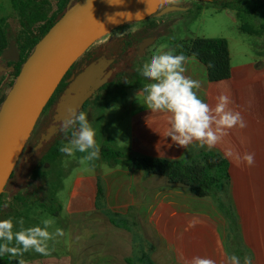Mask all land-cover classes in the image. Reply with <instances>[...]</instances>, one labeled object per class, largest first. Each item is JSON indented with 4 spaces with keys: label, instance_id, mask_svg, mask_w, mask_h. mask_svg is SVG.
<instances>
[{
    "label": "crops",
    "instance_id": "crops-1",
    "mask_svg": "<svg viewBox=\"0 0 264 264\" xmlns=\"http://www.w3.org/2000/svg\"><path fill=\"white\" fill-rule=\"evenodd\" d=\"M230 60L231 76L222 82H209L206 68L192 58L186 59L184 74L200 82L195 91L213 107L217 96L228 94L230 107L247 121L245 129H232L211 149L197 143L180 147L165 135L168 114L152 113L144 98L131 102L139 107V121L134 124L138 141L130 145L134 158L170 161L191 162L201 152H218L229 162V183L199 198L123 161L111 163L93 196L79 201L86 207L72 208L71 198L61 254L48 264H188L195 256L226 264L232 255L240 264L249 255L254 264H264V56L235 64L230 53ZM144 87L131 90L145 97ZM229 149L241 156L254 153L255 164L248 167L229 157Z\"/></svg>",
    "mask_w": 264,
    "mask_h": 264
},
{
    "label": "rangeland",
    "instance_id": "rangeland-1",
    "mask_svg": "<svg viewBox=\"0 0 264 264\" xmlns=\"http://www.w3.org/2000/svg\"><path fill=\"white\" fill-rule=\"evenodd\" d=\"M246 2L250 1L246 0ZM220 6L218 1H181L173 5L174 9L167 12L162 11L160 14L155 12L141 22L127 23L100 40L102 46L106 47L123 35L131 34L132 36L127 37L126 43H122L124 40L122 39L114 47L115 50L120 48L123 51L130 50L125 67L122 69L119 67L109 78V86L98 91L86 104L85 113L96 133L95 140L99 147V158L88 161L83 159L86 154L78 151H74L71 155L63 153L62 166L49 168L51 169L49 180H33V170L55 140L58 139L65 145L71 138L70 134L66 135L62 130L59 133L57 131L44 148L29 156L34 144L45 133L47 122L52 120L54 108L48 109L41 118L38 129L19 161V166L10 182L11 189L17 190V186L26 184L33 186V190L38 189L43 191L44 195L46 194V197L42 196L37 201V204L46 209L25 211L28 213L22 219L24 228L37 225L43 227V221L49 220L51 221L48 227L50 234L55 233L57 228L62 229L64 233V221L71 198L74 196L76 201L72 202V208L78 205L86 207V204H81L79 201L93 196L97 179L111 166V162L105 160L101 151L113 150L124 157L134 158L130 145L132 141H138L134 124L139 121L137 109L139 107H132L131 102H139L145 97L135 95L132 90L152 83L141 75V69L154 55L165 52L180 54L191 42L198 39H224L228 42L235 64L250 63L255 58L264 56V31L263 35L256 33L264 27V16L260 14L256 18H244V22L238 17L236 11L221 9ZM13 14L10 0H0V19L11 18ZM12 21L15 27L16 22ZM243 25H247L257 35L245 34L241 29ZM135 42H138L136 46L143 42L139 51L131 48ZM7 67V62L4 59L0 60V79L4 76ZM3 92L7 93V88ZM108 93L111 94L108 96ZM58 180L56 187L51 186L48 191L46 190L47 185L56 183ZM100 186L103 187V184L100 183ZM19 194L27 195L25 191ZM29 198L35 201L33 196ZM3 219L2 214L1 220ZM19 220H14V222ZM19 229L20 225L17 223L14 231ZM62 242L64 243V234L48 241V248L52 250L50 255L44 256L34 250H29L17 257L5 254L4 257L0 256V264H18L21 259L24 264H48L49 259L61 254L60 244Z\"/></svg>",
    "mask_w": 264,
    "mask_h": 264
},
{
    "label": "trees",
    "instance_id": "trees-1",
    "mask_svg": "<svg viewBox=\"0 0 264 264\" xmlns=\"http://www.w3.org/2000/svg\"><path fill=\"white\" fill-rule=\"evenodd\" d=\"M71 1L75 4L79 0H10L13 16L0 19V60L4 59L8 65L4 76L0 79V108L13 87L23 64L34 52L36 45L66 13L67 6ZM212 1H218L221 9L236 11L238 17L244 22V18H256L260 14L264 16V0H249V3L246 0ZM12 20L16 22L15 27H13ZM241 29L245 34L250 35H263L264 31L263 27L262 31H257L255 34V31H252L247 25H243ZM10 49L17 51L19 61L13 62L3 57ZM181 53L186 58L198 61L206 68L209 82H222L231 76L229 45L224 39H198L191 42ZM108 86L109 82L103 88ZM62 87L63 84L55 92L51 102L56 101ZM5 88H7V93L3 92ZM109 94L111 93L107 95L109 96ZM86 111L85 107L83 112ZM65 134L69 135L70 133ZM63 145L58 139L55 140L33 170V180L47 181L51 177L49 168L62 166L63 152L60 151V148ZM101 154L105 160L111 163L123 161L137 170L164 178L169 184L185 186L199 198L216 194L230 181L229 162L218 152H201L191 162L150 157L130 158L113 150H103ZM18 166L19 163H17L4 193L0 196V220L2 214L4 219L19 220L20 218L24 219V216L33 209H46L37 204L39 198L46 197L43 191L33 190V186L26 184L17 186V190L10 188V182L13 180ZM58 182L59 180L56 183H50L46 186V190L48 191L51 186L56 187ZM14 191L16 192L14 193ZM21 191H25L27 195L19 194ZM30 196H33L35 201L33 198H29ZM98 196L100 199L103 198L102 188H99ZM5 203H7V207H4Z\"/></svg>",
    "mask_w": 264,
    "mask_h": 264
},
{
    "label": "water",
    "instance_id": "water-1",
    "mask_svg": "<svg viewBox=\"0 0 264 264\" xmlns=\"http://www.w3.org/2000/svg\"><path fill=\"white\" fill-rule=\"evenodd\" d=\"M200 1V0H179ZM162 6L159 0H79L71 1L66 13L36 45L0 108V196L4 193L31 134L58 86L71 67L96 42L117 28L151 17ZM19 61L15 49L3 56ZM106 68L99 63L87 69L62 99L57 119L63 121L68 110L82 107L84 100L104 82L88 91ZM82 93L74 97L72 93ZM56 128L42 137L36 149L51 139Z\"/></svg>",
    "mask_w": 264,
    "mask_h": 264
},
{
    "label": "clouds",
    "instance_id": "clouds-1",
    "mask_svg": "<svg viewBox=\"0 0 264 264\" xmlns=\"http://www.w3.org/2000/svg\"><path fill=\"white\" fill-rule=\"evenodd\" d=\"M161 5H176L179 0H159ZM185 55L171 54L169 52L154 55L141 69V75L152 83L143 88L145 95L144 104L152 113L168 114V129L166 137L180 147L187 148L193 143L209 149L220 144L234 128L243 130L247 127V121L240 111L230 107L233 103L228 94L221 93L216 97V104L204 102L197 94L200 82L186 76L184 64ZM61 130L70 132V140L60 148V151L71 155L74 151L86 154L83 159L93 161L99 158V147L95 140V130L89 123L87 114L77 111L75 108L68 110ZM229 157L235 155L240 163L251 167L255 164V154L245 153L242 156L227 150ZM4 207H7L5 203ZM20 225L15 230L16 224ZM23 220L14 222L12 218L0 220V256L10 254L12 257L22 256L29 250L44 256L51 254L48 241L55 237L63 236V230L57 228L50 234L49 220L43 221V227L37 225L23 227ZM14 245V246H13ZM18 264H24L19 260ZM188 264H216L209 257L195 256ZM226 264H240V259L232 255L228 257ZM244 264H254L252 256L244 258Z\"/></svg>",
    "mask_w": 264,
    "mask_h": 264
},
{
    "label": "flooded vegetation",
    "instance_id": "flooded-vegetation-1",
    "mask_svg": "<svg viewBox=\"0 0 264 264\" xmlns=\"http://www.w3.org/2000/svg\"><path fill=\"white\" fill-rule=\"evenodd\" d=\"M206 1H212V0H206ZM170 9H174L173 5H162L156 11V14H160L162 11L167 12ZM128 36L132 37L131 34L123 35L119 40H114V42L112 44H109L106 47L102 46L100 41L96 42L71 67V69L67 72V74L63 78L62 82L60 83V85L63 84V87L61 88L60 93L56 97V101L51 102V100H50L49 103L47 104V106L45 107L43 113L41 114L40 119L38 120L32 134H31V137H30L29 141L27 142V144L24 148V151H23L19 161H21L24 153L26 152V150H27V148H28V146H29V144H30L35 132H36V130L38 129L41 118L45 115V113L47 112L48 109L54 108V114L52 116V120L47 122V124H46L47 128H45L46 129L45 133L38 139L37 143L34 144V146L32 147V149L29 152V156H31V154H33L34 152L35 153L38 152L39 150L44 148L47 145V143H49L47 141L43 144V146L41 148L36 149L38 147L42 137L44 135H47L52 130V128H56L55 132L58 131V133H59L61 131L63 121H59L57 119L59 107L62 103V99L67 95L72 84L81 74H83L87 69L98 65L99 63H104L106 65V68L98 75L97 79H95L93 81V83L90 86H88V91H92L94 86L98 82H104V83L97 90H95L90 97H88L86 100H84L82 107L78 111H83L85 109L87 102L92 100L93 97L96 95V93L98 91H100L109 82V78L113 75V73L116 70H118L119 67H121V69L123 67H125V65L127 64V60L129 59L130 50L123 51L122 48L115 50L114 47L116 44L120 43V40H122V39H124V40H122V43H126L128 41L127 40ZM142 43L139 46H136V44L138 45V42L137 43L135 42L134 43L135 45H133L131 48L135 49L136 51L137 50L139 51ZM129 48H130V46H129ZM60 85L58 86V88L60 87ZM58 88H57V90H58ZM80 93H82V90H80L78 93H72V95H74V97H76ZM52 137H51V139H52ZM19 161H18V163H19Z\"/></svg>",
    "mask_w": 264,
    "mask_h": 264
}]
</instances>
